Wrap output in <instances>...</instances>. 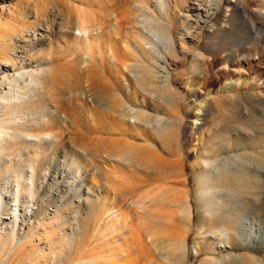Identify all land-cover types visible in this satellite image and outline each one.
I'll return each mask as SVG.
<instances>
[{
	"label": "rangeland",
	"instance_id": "1",
	"mask_svg": "<svg viewBox=\"0 0 264 264\" xmlns=\"http://www.w3.org/2000/svg\"><path fill=\"white\" fill-rule=\"evenodd\" d=\"M191 2L197 3L195 0H0V141L3 145L0 147V264H75L74 261H80L86 255L87 260L93 255L108 261L109 254H118L120 264H130L126 255L131 254L134 259L138 254H150V250L151 254H156L154 258L162 262L167 254L166 237L158 232L163 229L168 234L170 225L161 216L148 218L142 225L134 215L137 208L133 202L144 198L141 201L159 212L161 207L157 203L165 196L171 197L169 192L173 201L183 198L190 210L191 223L187 226L179 219L180 206L173 205L177 221L173 226V246L180 236L186 238V264H206L205 260L207 264H264V173L255 174L245 167V163L264 167V156L260 157L264 145L251 161L245 155L239 159L238 155L254 149L244 150L237 143L243 139L255 140V136L259 138V130L264 128V124L251 118L264 113V40H258L253 31L246 30L241 18L246 12L259 28L264 29V15L258 12L254 0H223L213 19L218 22L217 27L211 29V23L203 25L194 16L189 18V31L193 36L188 33L187 39L193 48L203 53V59L196 62L201 71L209 67L214 72L223 67V61L232 53L239 54L237 65L226 66L236 74L235 77L228 76L220 84L211 85L214 73L193 72L192 65L196 63L192 52H187L185 59L176 51L173 55L169 52L167 34L179 28L177 19ZM229 3H237L238 10H233ZM79 11L86 16L91 13L94 18L92 16L93 21L88 22L90 29L92 23L94 27L101 24L102 31L94 30L89 36L79 32L76 29ZM124 11L141 22L131 24L122 19L120 24L119 15ZM63 15L69 16V23L58 29ZM231 21L235 27H230ZM119 24L123 33L130 26L145 31L147 40L153 44L145 43V47L154 46L161 51L158 65L163 64L165 70L161 72H169L172 77L175 106L171 118L164 116L171 122V136L156 137L154 141L158 153L174 161L171 180L162 177L161 163L152 159L153 156L145 154L140 159L142 165L131 167L116 162L101 151L112 153L118 146L121 148L122 143L113 144L115 136L110 134L114 132L111 128L113 119L90 109L89 106L94 105L89 96L92 88L106 82L119 83L130 93L133 89L129 85L130 79L139 94L137 100H140V92L147 94L134 82L135 60L130 57L124 66L116 65L111 58L114 49L121 53L132 51L124 34L120 37L116 33ZM47 26L49 30L45 29ZM198 26L201 27L196 30ZM196 31L200 34L195 35ZM237 78L236 88L226 92L224 85ZM22 82H27V87L20 93L18 85ZM43 86L56 95L68 94L70 90L83 93L70 103L61 104L58 110V105L49 98L39 104L36 94L45 93ZM233 96L236 103L227 104L226 100ZM152 106L150 102L146 108L151 115L154 113ZM242 111L246 113L242 114ZM223 117L227 120L225 124ZM126 119L129 127L138 131V121ZM145 131L153 133L149 128ZM254 132L257 133L251 135ZM142 142L141 139H128L122 145L132 147ZM221 143L228 147L212 151ZM95 149L102 152V157H88V152ZM64 152L77 155L85 163L90 162L87 173L70 165ZM40 162L45 163L43 167ZM153 164H158L159 171ZM111 169L121 172L122 177L117 178L116 183L125 180L135 186L125 201H121L122 192L116 191L105 180L104 171ZM79 171L83 173L82 177L91 180L93 188L106 194L111 207L133 213V228L113 234L103 231L101 235L89 234L84 238L85 230L89 229L81 222L85 221V202L90 194L87 195L86 190H77ZM20 186L26 189L18 192ZM227 193L234 201L226 198ZM40 205L45 208L36 216ZM224 208L228 213L225 212V216L236 218L227 219L235 226L231 230L235 235L231 242L221 222L213 228L206 224L208 216L223 215ZM58 210L65 223L62 230L56 229ZM100 226L101 220L96 231ZM136 230L141 232L145 247L138 243ZM63 232L69 235L64 236L67 240L76 238L82 243L73 248L60 247ZM200 248L208 251L200 252ZM196 249L199 254L193 255L192 260V251ZM173 254L177 253L173 251ZM123 258H127L126 261ZM141 262L139 264H146L144 259Z\"/></svg>",
	"mask_w": 264,
	"mask_h": 264
},
{
	"label": "bare ground",
	"instance_id": "2",
	"mask_svg": "<svg viewBox=\"0 0 264 264\" xmlns=\"http://www.w3.org/2000/svg\"><path fill=\"white\" fill-rule=\"evenodd\" d=\"M197 3H189L186 5L182 11V13L179 15L177 19V23L180 25L179 28L176 31H170L169 34H167V40H169V45H170V51L172 52L171 55L175 54L176 52L180 53L182 57L185 59L187 58V52H192L194 56L195 63L203 59V53L196 49L193 48L194 45L189 44V39H187V34H193L192 31H189V18L191 16H194L197 20H201L202 24L205 25L208 22L211 23L210 27L211 29L215 28L218 26V22L213 20L216 16V13L219 9V5L223 2V0H203L204 2L201 3L202 0H195ZM231 2V1H230ZM256 7L258 9V12L261 15H264V0H254ZM67 4V3H66ZM195 4V5H194ZM201 4L203 7H201ZM230 4V3H229ZM231 8L233 10H238L239 5L237 3H231ZM230 8V6H229ZM202 9V11H200ZM229 10V9H228ZM227 11V9H226ZM64 12V11H63ZM120 13L119 19L120 24H122V21L125 19L128 20L131 24L132 23H140L138 20L132 19L133 16H129V12L127 13ZM80 15L77 18L76 21V29L79 30V32L82 33H87L88 36L92 31L101 32L102 31V25L99 24V26L94 27V25L91 24L92 28L90 29L89 23L93 21L92 19V14L88 13L87 16L82 14L81 11H79ZM78 13V14H79ZM64 14V13H63ZM230 15V14H229ZM232 15V14H231ZM230 15V16H231ZM64 16V15H63ZM71 17V16H70ZM135 17V16H134ZM94 18V16H93ZM242 18V25L247 28L246 30H251L253 33L257 35V39L263 41L264 40V29L259 28L254 21L250 18L246 12L241 15ZM124 19V20H122ZM97 20V19H96ZM127 21V22H128ZM89 22V23H88ZM64 23V24H63ZM69 23V16L65 15L63 18V22L61 23V27L58 29H62L65 25H68ZM63 24V25H62ZM118 25V29L116 30V33L121 37L124 34V37L127 38L129 48H131L132 51H118L114 49V53L112 54L113 61L118 64H123L124 66H127L125 63V60H128L130 57L135 60V63H137V73L135 74V83L138 85V87L142 90L145 91L147 94L141 93L140 92V100H137V90H135V85H131V80L129 79L130 83L129 85L133 87L131 92H127L126 89L123 87L122 84L115 83L111 84L106 82L105 85H96L94 88H92V91H90L89 96L91 97L93 104L90 105V109L93 110L94 112H98L100 114H105L108 117H111L113 119V126H111L112 130L114 132L110 133L113 134L115 137L113 139V144H125L128 139H134V140H142V144H137L132 147L124 146L121 144V148H118L115 151H111L112 153L106 151V150H101L103 154H105L108 157L113 158L116 162L120 164H127L130 165L131 167H136L139 165H142V156L143 155H148V157H152V159H157L161 163L162 169L160 172L162 173V177L164 179H169L173 177V159L171 158H166L163 157L158 153V150L154 147L155 146V140L156 137L165 138L167 136H171L170 133V128H171V122L166 121L164 119V116L167 118H171V115L173 114V108L175 106V89L173 87V81L172 77L169 75V72L162 73L164 72L163 69L165 66L163 64L158 65V61L162 58L161 51H159L156 47L154 46H149L145 47V43L151 44V41L147 40V35L146 32H140V30L134 29V27H131L123 33V28L122 25ZM106 25V24H105ZM104 25V26H105ZM227 25V24H226ZM230 27H235L236 24L229 22ZM41 26V25H40ZM107 26V25H106ZM105 26V27H106ZM38 27V26H37ZM201 26H198L196 30H199ZM223 27V25H222ZM42 28V27H40ZM44 29V28H43ZM46 30H49V26L45 28ZM19 31V30H18ZM118 31V32H117ZM250 32V31H249ZM34 33V32H33ZM200 32L196 31L195 35H199ZM146 35V36H145ZM193 36V35H192ZM123 37V38H124ZM94 38H97V36H94ZM99 38V34H98ZM255 38V39H256ZM10 39V38H9ZM126 39V40H127ZM86 41L90 42L89 39ZM194 42L193 38L191 40ZM195 43V42H194ZM153 45V44H151ZM128 48V46H126ZM138 51V52H137ZM176 51V52H175ZM175 52V53H174ZM89 55L91 57V51H89ZM181 58V57H180ZM182 59V58H181ZM181 61V60H180ZM239 63V54L238 53H232L230 57L226 60L223 61V64L221 68L217 69L216 71H212L211 68L207 67L203 71H201L198 67L199 64L197 65L194 64L193 62V72L195 73H204L205 72H212L214 73L213 79L211 81V85L215 84H220L222 82L223 78H227L228 76L235 77L236 74L231 73V71L226 69V66H232V65H237ZM192 64V63H191ZM203 69V68H202ZM131 70V69H130ZM165 70V69H164ZM162 71V72H161ZM43 72V71H42ZM161 72L162 74H160ZM33 76V74H32ZM202 76V75H201ZM206 81V80H205ZM133 82V81H132ZM207 83V82H206ZM239 83L238 78L236 80L230 81L224 85V89L226 92L231 91L232 89L236 88L237 84ZM205 84V83H203ZM253 85V84H251ZM255 86H257V83H254ZM207 86V85H206ZM18 91L20 93L24 92V90L27 87V82H22L21 84L18 85ZM44 87V86H43ZM45 91V93H44ZM44 91H42L44 94H36V99L38 100L39 104H42L44 100L47 98L53 100L58 105V109L61 106V104H66L70 103L73 101V98H78L80 94H82V91L78 90H70L68 94H61L53 93L50 88H47L46 86L44 87ZM40 92V93H42ZM226 92H224L226 94ZM86 94V92H84ZM235 96V95H234ZM229 97L226 100L227 104H235V98ZM52 102V103H53ZM152 102V111L154 113L151 115L149 114L148 110L146 108H149V103ZM79 104H84L83 102L78 101ZM177 103V102H176ZM78 108V106H77ZM207 111V108H205ZM36 110L35 112H37ZM61 112V111H60ZM39 113V111H38ZM246 111H242V114H245ZM126 118H133L138 121V131L135 129H132L128 125V121ZM166 118V119H167ZM252 120L255 122H258L260 124H264V113L260 115V117L252 116ZM223 123H226V119L223 117ZM109 120V119H108ZM253 121V122H254ZM134 122V121H131ZM98 127V126H97ZM145 128H149L153 133H149L145 131ZM260 135L258 137H254L255 140L248 139V140H241L240 142H237L239 145H241V148L245 149H251L253 152L250 151H243L242 154L239 153L238 158L242 157L245 155L249 160H253L252 158H255L256 154L255 152L258 151L259 147L264 145V128H261L260 130ZM105 132V131H104ZM108 133V132H106ZM257 132L251 133V135L256 134ZM109 134V135H110ZM153 135V136H152ZM0 137H1V130H0ZM142 137V138H141ZM153 137V138H152ZM152 138V140L150 139ZM154 139V140H153ZM136 142V141H135ZM102 144V142H101ZM100 145V144H99ZM0 147H3L2 142L0 141ZM98 147V146H97ZM228 146H226L224 143L220 144L217 149H212V151H221L223 149H226ZM116 148V147H115ZM96 151V152H94ZM100 151V148H99ZM98 150H93V154L88 152L89 156L92 159H95L97 156L102 157L100 154L102 152H99ZM261 151V150H259ZM19 154V152H18ZM68 155V162L70 165H75L77 168H82L84 172L87 173V169L90 165V162L85 163L83 159H80L77 155L75 154H67L64 152V157H67ZM264 156V152L262 151V154L260 157ZM235 158V157H234ZM141 159V160H140ZM240 159V158H239ZM261 159V158H260ZM89 160V159H88ZM237 159H235L236 161ZM181 161V160H180ZM242 161V160H241ZM250 161V162H251ZM254 161V160H253ZM262 161V159H261ZM259 160V162L261 163ZM32 161L30 160V167ZM47 163V160H46ZM158 163V164H160ZM259 163V164H260ZM43 164L40 162V166L43 167ZM158 164H153L155 166V169L159 171V167L157 166ZM175 164V163H174ZM119 166V164H118ZM121 166V165H120ZM119 168H123L122 166ZM245 167L248 168L249 171H254L255 174H261L264 173V167L261 165H250L248 163H245ZM180 168V166H179ZM122 170V169H121ZM123 171V170H122ZM175 171V169H174ZM89 173V172H88ZM105 173V180L106 182L113 187L116 191L122 192V199L121 201H125L127 199V195H131L132 192L135 190V186H132L131 182L122 180L120 183H116V179L122 177L120 174V171H116L114 169L104 171ZM82 174L80 171L78 173V177L80 178V183H79V188L77 189L79 192L80 190H86V194H90V196L86 197V216H85V225L84 223L81 222L82 226L84 228H88L89 230H85L84 238L88 236L89 234L91 235H101V233L104 231L107 234H113L114 231L117 233L121 232L120 230H124L125 228L129 230L134 223L135 217L133 216V213L129 211L128 213H124V211L119 207L116 209L115 207H111L109 203V198L105 196L99 188H93V184L89 178L86 176L82 177ZM224 174H227L226 172ZM23 175V174H22ZM87 175V174H86ZM147 178V174L145 175ZM82 178V179H81ZM243 182V178L241 179ZM241 182V184H242ZM57 183V182H56ZM173 183V182H169ZM169 184V185H171ZM210 184H213L211 181ZM121 185V186H119ZM173 186V185H171ZM171 186H168L169 190L173 192V188ZM25 187V186H24ZM23 186L18 189V192H20V189H26ZM167 188V189H168ZM167 190V191H169ZM229 190V189H228ZM85 192V191H84ZM216 193V192H215ZM231 193V192H229ZM165 194V193H164ZM172 194V193H171ZM228 200L234 201L231 196L227 193ZM253 195V194H252ZM77 196V195H76ZM171 197H164L163 199H160L159 202L155 201V203L159 204V212L153 211L150 209L148 205L144 203V198H138L135 200L133 203L136 205L134 210V215L140 220L141 224L144 225L148 218H158L161 216L167 223L170 225V231H168V234H166L163 229H160L158 232L160 235H163L166 237L164 240L165 243V249L167 254H164L163 258L164 261H159V259H156V254H151L152 251L150 250V254H138L134 259H131L132 256L131 254L126 255L125 257L128 258L127 263H133V264H139L143 259L145 260V263H153V264H186L187 263V255L185 254L186 252V238L181 237L178 242H174L173 246V226H176L177 221L175 220V213H173V205L177 203L179 205L180 209L179 211L182 212V214L179 216L180 221L185 223V225L189 226L190 225V210L189 207L187 206L186 201L183 198H175L173 201L172 195H169ZM182 196V195H181ZM254 196V195H253ZM255 197V196H254ZM257 200V199H256ZM39 210H37V215L38 216L42 210H44V205L39 206ZM227 208H224V213L223 215H210L206 218V224L208 228H213V226L216 225V223L219 221L223 225H225V228L228 231L229 239L230 242L234 241V233H231V230L235 228L233 225L232 221H227L228 220H235L236 218L233 216L230 217V215L225 216V212L227 213ZM59 212V214L55 217L56 221V229L62 230L64 226L63 218L60 215V210L56 211V213ZM55 213V214H56ZM228 214V213H227ZM174 215V216H173ZM107 217V218H105ZM110 217V218H108ZM231 219H230V218ZM201 216H199V219L201 220ZM129 219V221H128ZM203 219V218H202ZM226 219V220H225ZM101 220V226L99 229L96 231V228L98 226V222ZM151 221V220H150ZM103 223V224H102ZM80 224V223H79ZM183 226V224L181 225ZM180 227V226H179ZM133 228V227H132ZM139 228V227H138ZM176 228V227H175ZM181 228V227H180ZM183 229L186 228V226L182 227ZM122 230V232H123ZM139 230V229H138ZM136 230V237L138 238L140 244H143L145 247L142 239H141V232ZM95 233H93V232ZM133 231V230H132ZM131 231V232H132ZM163 231V232H162ZM135 233V232H134ZM63 235V244L60 247H67V248H73L74 246H79L82 241H76V238H73L72 240H67L66 237L69 236L66 233H61ZM180 235V234H179ZM66 236V237H64ZM157 238V237H156ZM79 239V238H78ZM153 240L154 238L151 237ZM80 240V239H79ZM163 243V242H162ZM139 244V245H140ZM142 246V245H141ZM156 250H159V246L155 244L154 246ZM161 247V245H160ZM142 249V248H141ZM144 250V249H142ZM176 252L177 254H173ZM179 251H181L180 254ZM200 252L202 251H208V249H202L200 248ZM199 254L198 250L192 251V260L195 256ZM194 255V257H193ZM90 259H86L88 255H86L82 260L80 261H74L75 264H120L121 260L117 256L118 254H109L108 255V261L106 259H102L101 256H93L90 255ZM123 257V256H122ZM126 258V259H127ZM125 259V258H123ZM126 259L124 261H126ZM206 264L207 261L205 260ZM142 263V262H141ZM212 264V263H210Z\"/></svg>",
	"mask_w": 264,
	"mask_h": 264
}]
</instances>
